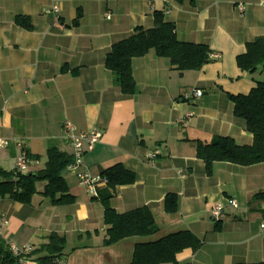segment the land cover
Instances as JSON below:
<instances>
[{
    "label": "crops",
    "instance_id": "0c3cea01",
    "mask_svg": "<svg viewBox=\"0 0 264 264\" xmlns=\"http://www.w3.org/2000/svg\"><path fill=\"white\" fill-rule=\"evenodd\" d=\"M53 4L58 11L47 12ZM156 10L174 24L179 41L205 45L220 57L199 70L180 72L150 50L132 59L136 88L124 95L104 66L105 55L134 28H152ZM78 12L82 16L74 25ZM18 15L29 19L30 30L15 23ZM259 36H264V0H157L153 5L147 0H0V137L19 140L36 156L28 159L25 173L44 167L50 143L72 154L65 121L76 133L96 128L102 137L85 153L83 167L102 175L121 164L134 173L133 183L115 187L109 204L117 213L147 206L158 227L152 235L104 245L107 226L98 196L107 184L92 197L74 171L64 170L74 201L53 205L42 194L43 181L36 183L28 204L3 198L0 213L8 221L0 237L35 250L51 233L64 236L65 247L53 264H130L135 245L190 231L202 244L176 254L181 263L264 262V199L253 198L264 192V162H213L209 175L196 156L197 143L217 136L252 143L228 95L247 94L263 79L260 70L242 71L236 63ZM191 89L202 90V96L185 100ZM154 150L160 153L150 163L147 155ZM15 155L14 147L1 149L0 167L14 169ZM168 193L178 197L174 213L164 211ZM229 198L238 206H230ZM216 204L224 206L218 222L210 214Z\"/></svg>",
    "mask_w": 264,
    "mask_h": 264
},
{
    "label": "trees",
    "instance_id": "16d2710c",
    "mask_svg": "<svg viewBox=\"0 0 264 264\" xmlns=\"http://www.w3.org/2000/svg\"><path fill=\"white\" fill-rule=\"evenodd\" d=\"M82 14L78 12L73 21L77 25ZM154 26L150 29L136 27L126 38L111 45L105 55L104 66L112 73L115 84L124 95L135 92L132 76V59L141 57L153 50L159 57L168 58L172 67L182 72L199 70L210 62L207 46L190 42H181L176 38L175 26L164 20L161 11L153 12ZM15 23L30 30L31 24L26 16L18 15ZM237 66L253 73L260 70L264 75V36L256 37L245 46V51L236 57ZM228 98L234 105V115L245 123L246 130L252 134L250 145H239L230 137L217 136L210 143H197L196 156L205 162L206 173L211 174L213 162H228L242 166H250L264 162V77L257 81L247 94H229ZM28 159L35 158L26 150ZM72 156L61 151L50 143L46 150L44 167L35 173H19L14 169L5 170L0 167V200L9 198L13 201L28 204L36 193V183L46 182L42 194L49 198L53 205L70 204L74 197L69 193L63 171L71 162ZM102 176L108 180L106 190L98 197L103 205V221L107 226L104 245H111L131 236H149L157 232V225L151 210L147 206L128 212L117 213L111 208L109 200L116 186L134 182V173L121 164L106 169ZM264 199V192L253 196ZM164 211L174 213L178 207V197L168 193L163 199ZM202 241L190 231L170 233L160 239L135 245L130 264H190L177 261L176 254L186 248L196 251ZM65 247L64 236L51 233L47 243L32 250L27 255H13L6 241L0 237V264H21L20 260L33 259L40 264H53L60 257ZM36 256V257H34ZM236 264H264L236 263Z\"/></svg>",
    "mask_w": 264,
    "mask_h": 264
},
{
    "label": "built area",
    "instance_id": "2783aa9c",
    "mask_svg": "<svg viewBox=\"0 0 264 264\" xmlns=\"http://www.w3.org/2000/svg\"><path fill=\"white\" fill-rule=\"evenodd\" d=\"M148 3L153 5V3L157 0H147ZM164 1V0H161ZM237 8L240 11H243L244 5L238 4ZM58 11V5L53 4V6L47 10V12L56 13ZM209 59L214 60L218 59L220 57V54L217 52H210L209 53ZM203 92L199 89H191L186 91L183 94V98L185 100H189L193 97H200L202 96ZM193 113H187L186 117H190ZM63 129L71 141L72 145V160L69 162L65 170L67 171H74L78 185L85 189V191L92 197L98 196L97 188L100 185H106L108 180L105 176L102 175H94L91 174L87 168L83 167V158L85 153L90 152L94 149L95 145L100 141L102 137V133L100 130L93 128L92 130L86 132V133H76L74 126L68 122L65 121L63 123ZM9 147H14L16 149V155H15V166L14 170L19 173H25L27 171L28 166V156L26 153V148L24 145L16 139H8L0 137V150L1 149H7ZM160 153L159 150H154L153 152L149 153L147 155L149 162L153 163V159ZM227 203L230 206L237 207L238 204L236 200L229 198L227 199ZM211 217L214 221L218 222L224 217V206L222 204H216L211 208L210 211ZM7 216L3 213H0V235L2 232L3 226L7 224ZM262 232H264V224L260 225ZM9 249L11 250L13 255H27L29 254L33 248L29 244H24L21 246H17L15 244H8ZM21 264H24L26 261L20 260Z\"/></svg>",
    "mask_w": 264,
    "mask_h": 264
}]
</instances>
